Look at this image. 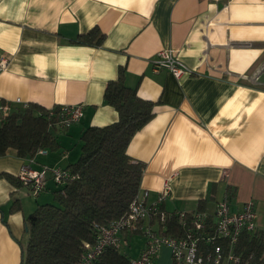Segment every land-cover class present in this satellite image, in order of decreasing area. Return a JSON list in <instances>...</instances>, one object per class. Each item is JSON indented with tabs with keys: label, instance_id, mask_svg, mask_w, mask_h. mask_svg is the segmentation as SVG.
<instances>
[{
	"label": "crops",
	"instance_id": "crops-1",
	"mask_svg": "<svg viewBox=\"0 0 264 264\" xmlns=\"http://www.w3.org/2000/svg\"><path fill=\"white\" fill-rule=\"evenodd\" d=\"M95 26L104 34L100 45L74 42ZM165 49L193 75L154 72L152 60ZM2 58L0 96L10 106L20 105L16 99L45 109L81 105L83 115L56 134L57 150L20 158L8 149L0 157V264H19L24 218L55 190L50 178L33 197L1 174L16 177L25 164L74 163L81 132L117 120L103 94L119 68L127 86L156 103L126 149L143 165L139 193L147 194L146 203L167 183L166 213L190 214L205 201L212 214L229 187L231 210L253 201L256 229L264 235V0H0ZM135 234L141 235L121 237L130 258L145 244L141 236L136 253L129 252ZM155 264H172L169 247H161Z\"/></svg>",
	"mask_w": 264,
	"mask_h": 264
},
{
	"label": "trees",
	"instance_id": "trees-1",
	"mask_svg": "<svg viewBox=\"0 0 264 264\" xmlns=\"http://www.w3.org/2000/svg\"><path fill=\"white\" fill-rule=\"evenodd\" d=\"M103 39L104 34L95 26L74 42L98 46ZM103 99L115 109L117 120L81 132L78 159L61 168L65 176L56 184L51 200L38 203L24 218L19 264H77L85 253L84 244L92 245L101 227L124 216L139 193L143 165L132 161L126 149L135 133L153 118L156 103L140 98L136 88L125 84L124 68L107 82ZM55 122L37 104L11 106L0 123V157L8 149H14L20 158H32L41 150H57L56 134L62 130ZM1 176L17 188L24 187L17 176ZM233 194L227 187L226 200ZM198 205L196 211H204L205 201ZM11 208L17 210L20 204L14 201ZM185 214L188 220L191 214ZM156 225L158 232L173 237H181L185 230L175 213ZM234 254L239 257L237 264H263L264 235L257 230L242 233ZM130 259L120 248L109 246L91 264H129Z\"/></svg>",
	"mask_w": 264,
	"mask_h": 264
},
{
	"label": "built area",
	"instance_id": "built-area-1",
	"mask_svg": "<svg viewBox=\"0 0 264 264\" xmlns=\"http://www.w3.org/2000/svg\"><path fill=\"white\" fill-rule=\"evenodd\" d=\"M152 65L154 72L166 70L175 79L193 75V71L179 60L173 49L159 51L152 60ZM6 66V59H0V73ZM16 103L23 107L27 106V103L19 99H16ZM10 109V103L0 96V123L9 114ZM82 115L81 105L46 109L47 118L55 119L56 126L62 131L68 130ZM64 176L65 173L61 168L35 169L30 165H23L17 173L18 179L33 197H37L45 190L48 179L51 178L55 185H58ZM169 195L170 186L167 183L163 185L153 203H146V193L142 195L138 193L124 216L101 227L92 245L84 244L85 253L77 264H91L106 247H119L123 232L130 234L139 232L145 239L143 249L136 257L130 259L129 264H155L162 246L170 248L172 264H237L239 262V257L234 254L239 236L257 230L253 201L245 202L239 211H232L227 200H219L215 203L212 214L206 210L195 211L190 213L188 220L184 219L185 213H175L185 230L181 237H173L158 232L156 227V222L162 224L169 218V214L162 209V204ZM145 222H147L146 226L140 228ZM218 241L222 244H218ZM206 246H209L210 250H205Z\"/></svg>",
	"mask_w": 264,
	"mask_h": 264
},
{
	"label": "rangeland",
	"instance_id": "rangeland-1",
	"mask_svg": "<svg viewBox=\"0 0 264 264\" xmlns=\"http://www.w3.org/2000/svg\"><path fill=\"white\" fill-rule=\"evenodd\" d=\"M74 145V143L72 144V146ZM27 164H25L24 166H26ZM57 185H55V187H56ZM124 233V232H123ZM143 235H139V234H135V235H133V236H131V244H130V246H128V247H125L127 250H129V252H132V254L134 255L135 253H136V251H137V249L140 247V245L142 244V242H143ZM121 237H122V235H121ZM124 241V240H123ZM122 241L120 242V245H119V247L118 248H120L121 249V252H124V247H121L122 246Z\"/></svg>",
	"mask_w": 264,
	"mask_h": 264
}]
</instances>
